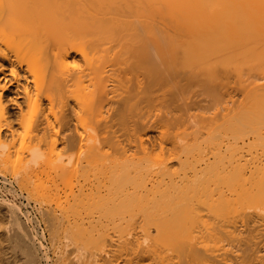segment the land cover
Wrapping results in <instances>:
<instances>
[{
  "label": "bare ground",
  "instance_id": "obj_1",
  "mask_svg": "<svg viewBox=\"0 0 264 264\" xmlns=\"http://www.w3.org/2000/svg\"><path fill=\"white\" fill-rule=\"evenodd\" d=\"M0 182V264H264V0H0Z\"/></svg>",
  "mask_w": 264,
  "mask_h": 264
},
{
  "label": "rangeland",
  "instance_id": "obj_2",
  "mask_svg": "<svg viewBox=\"0 0 264 264\" xmlns=\"http://www.w3.org/2000/svg\"><path fill=\"white\" fill-rule=\"evenodd\" d=\"M14 186L13 187H16V185L15 184H13ZM13 187H10L9 185H7V186H5V184L3 185V182H0V196H5V197H7L9 200H11V201H13L14 199H16V200H14V202L15 203H18V205L20 206V208L22 209V210H25V211H28V214L30 215V216H32V217H36V219H37V221H35L37 224H36V227H37V230H38V232L41 234H39L40 235V242H41V244H42V246L44 247V250L47 252V255H49V257L51 256V247H50V245H49V243H48V239H47V236H46V234H45V231H43V228H42V223L38 220V215H37V213H36V211H35V208L33 207V203H32V201H26V199L24 198L25 196L24 195H22L21 193H20V191H19V189L16 187V189L15 188H13ZM12 188V189H11ZM1 190H3V191H1ZM8 190V191H7ZM16 190V191H15ZM10 191V192H9ZM12 191V192H11ZM8 192V193H7ZM4 193H6V194H4ZM17 194H19V195H17ZM16 196H18V197H16ZM23 196V197H22ZM10 197V198H9ZM14 199H13V198ZM21 201V202H20ZM25 202V203H24ZM24 203V204H23ZM27 203V204H26ZM30 203H32V204H30ZM33 208V209H32ZM32 213V214H31ZM41 227V228H40ZM40 229H41V231H40ZM42 232V233H41ZM43 234V235H42ZM41 238H43V239H41ZM47 245V246H46ZM49 247V248H48ZM51 262V260H49V262L48 263H50Z\"/></svg>",
  "mask_w": 264,
  "mask_h": 264
}]
</instances>
